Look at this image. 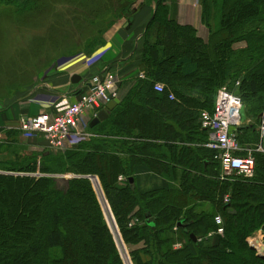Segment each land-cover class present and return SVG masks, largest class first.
Listing matches in <instances>:
<instances>
[{"label":"trees","instance_id":"obj_1","mask_svg":"<svg viewBox=\"0 0 264 264\" xmlns=\"http://www.w3.org/2000/svg\"><path fill=\"white\" fill-rule=\"evenodd\" d=\"M135 1L106 0L98 11L80 8L87 16L64 15L112 27L151 7L140 38L145 80L138 79L135 93L113 109L100 130L93 131L98 124L88 128L94 140L70 148L67 156L40 153L43 168L22 161L0 172V264H123L110 228L115 235L117 230L114 224L109 228L87 176L99 180L120 239L132 250V264H264L247 242L256 231L264 234V153L253 155L251 179L221 180L199 125L200 111H211L215 91L227 85L250 115L237 139L243 146L256 145L242 144L239 137L250 130L258 134L253 122L259 124L261 112L255 111L264 102V0H200L205 18L217 10L208 43L192 27L177 23L170 0ZM52 2L0 0V16L26 11L41 16ZM102 36V41L88 38L87 53L104 45ZM239 43L245 47L233 49ZM52 58L34 67L41 71ZM154 82L166 85L176 100H168L166 86L165 93L154 92ZM57 173L82 178L50 176ZM138 173L144 178L151 173L159 182L138 189L129 183ZM216 215L223 235L209 236L217 229ZM190 235L201 239L194 243ZM176 244L181 247L175 249Z\"/></svg>","mask_w":264,"mask_h":264},{"label":"rangeland","instance_id":"obj_2","mask_svg":"<svg viewBox=\"0 0 264 264\" xmlns=\"http://www.w3.org/2000/svg\"><path fill=\"white\" fill-rule=\"evenodd\" d=\"M103 1L106 2V0ZM103 1L53 0L52 4L47 6L49 9H46L47 12L45 14L42 10V17L37 16L34 12L28 13L27 11L23 13L20 12L19 14L13 13L8 19L0 16V110L11 111V121L14 122L3 125L4 127H16L17 120L21 115L30 116L22 112L21 101L26 97V93L29 92V90L33 88L37 90V87L35 88V86L40 84L41 81H45L46 78H49L54 70L56 58L60 56V58H62L64 55L71 57L70 55L78 52H81L80 54L87 53V49L85 48H87L88 38H96L97 41H102V32L106 34L111 28H113L114 25L112 27L108 26L107 23L102 25V22L104 21L100 23L97 19L88 23L85 18H82L81 21L79 18L74 19L75 21H73L69 19V17H66L68 18L67 20L64 17L66 13H74L79 11L80 8L88 11L91 6H93L96 11L101 10L100 8H102ZM133 1L135 0H129V3ZM135 2L137 5L139 0H136ZM136 5H134V7ZM1 13L2 12H0V14ZM79 13H83L84 16H87L83 11H79ZM102 38L105 40L104 36H102ZM61 45H63V48H58V46ZM51 58L53 60L52 63L41 71L34 67V64H36L38 60L46 61ZM21 70L23 71L19 72ZM83 94L84 92L80 94L81 96H79V98L82 97ZM30 97H33L31 100H34L36 97L35 101L40 103L49 102L52 105H59L64 101V97L61 96V94H56L51 91H45L43 94L35 97L32 94ZM30 97L28 99H30ZM259 103L260 106L257 104L253 105L255 107L257 105V110L255 111L257 115L264 107L263 101H260ZM253 123V127L258 125L256 120ZM239 140L242 144H257L259 143V136L258 134L251 135L250 130L241 135ZM83 144L84 143L82 142L78 143L80 146ZM45 152H50L54 156H59V154L61 156H67L70 154L69 149L59 152L49 151L44 147V141L41 135H24L14 129L9 132L7 131L5 137L0 140V172H10L8 169L4 170V168H7L8 166L16 168L22 161L28 163L31 162V166L35 165L38 169L40 167L43 168V162H41L39 156L40 153ZM35 157L37 160H35ZM13 175H31L39 177L40 173H13ZM50 176L64 180H67L69 176H73V178H82V176H76L69 173H57ZM221 176L222 174L220 171V177ZM234 177L236 176H229L227 178L234 179ZM97 181L99 183L98 179ZM207 209L210 210V207L208 206ZM108 212L109 215L106 217V221L109 226L114 224L115 229L117 230V235L113 234L116 238L121 260L123 264H132L129 257L132 250L126 247L121 241L114 218L110 211ZM257 232L259 231H256L253 235H257ZM120 242L122 243V248L118 246Z\"/></svg>","mask_w":264,"mask_h":264},{"label":"built area","instance_id":"obj_3","mask_svg":"<svg viewBox=\"0 0 264 264\" xmlns=\"http://www.w3.org/2000/svg\"><path fill=\"white\" fill-rule=\"evenodd\" d=\"M139 79L144 80L145 75L139 74ZM119 78L113 71H104L94 75L84 85L85 92L82 97L64 108L54 109L51 113L41 112L34 116L21 115L16 127L0 126V140L5 133L16 130L24 135H41L44 147L49 151H65L87 141L93 135L87 129L85 118L88 113L104 108L108 103L118 99ZM238 85V83H236ZM166 87L161 83H153V91L165 93ZM167 97L174 101L175 96L168 91ZM240 98L229 90L227 85L220 87L215 95L211 111L202 110L199 113V125L207 134L204 147L215 153L214 160L219 163L222 179L229 176L241 177L249 180L255 172V153H264V107L258 124L259 143L252 146H243L237 139V129L243 125L241 122ZM69 176L67 180L72 179ZM75 178V177H74ZM95 177H89L93 184ZM121 180V178H120ZM94 187V184H93ZM228 199L225 198L224 202ZM217 229L210 235H223L222 219L216 216ZM133 222L129 224L131 226ZM249 247L253 248L255 255L264 254V235L261 231L247 240ZM176 249L180 244L174 246Z\"/></svg>","mask_w":264,"mask_h":264},{"label":"crops","instance_id":"obj_4","mask_svg":"<svg viewBox=\"0 0 264 264\" xmlns=\"http://www.w3.org/2000/svg\"><path fill=\"white\" fill-rule=\"evenodd\" d=\"M168 6L171 7L174 18L180 26L192 27L196 31L197 36L205 43H208L211 34L210 32L215 27L217 10L213 9L211 17L209 18V15L207 14L208 16L206 15L205 18L202 12L200 0H170L168 2ZM151 11V7H144L135 17L134 23L129 30H126L127 21L125 19L119 20V22H117L118 24H114L113 28L104 34V45L99 47L93 53H84L76 57L64 55L62 56L63 59L60 57L56 58L52 74L49 78H46L45 81H41L40 84L35 86V88L37 87V90L33 93V96L35 97L43 94L45 91H51L56 94H61V96L64 97V101H62L59 105H52L49 102H37L35 101L36 97L34 100H31L33 97L28 99L29 97L27 98V94H30L34 89L33 88L26 93V97L21 101L22 112L24 114L26 113L27 115L34 116L38 114V111L39 113H51L54 109L64 108L67 105L74 103L79 99V96H81L80 94L85 92V89L82 88L81 93L78 95H72L75 86L70 83L71 76L80 75L83 79L89 80L94 75L103 73L106 70L113 71L119 78L120 83L117 99L119 103L129 98L135 93V83L139 79L138 75L141 73L144 74V72L139 68L143 47L142 39L140 38L147 26ZM244 47V43H239L233 46V49H243ZM132 52H134L133 55L127 59ZM218 89L215 91L214 95H216ZM168 91L173 93V91L169 89ZM105 109L106 106L102 109H97L95 112L87 114V117L85 118V121L87 122V129H90L89 124L96 117L97 113ZM112 111L110 113H113ZM110 113L106 119L112 115ZM11 117V111L0 110V126L14 123L11 121ZM104 121L99 122L100 124L98 123L95 128L96 130L94 129L93 131L100 130L106 123ZM245 123L246 121L243 124ZM89 132L93 135L92 131ZM6 134L7 132L5 135ZM92 140H94L93 137L88 139L87 142ZM170 159L172 160V157H170ZM138 174L135 176L134 180L135 187L138 189H151L154 182H159V179L151 173L147 174L148 177L145 178L141 176L143 174L140 173V177ZM151 175H153V177ZM123 180L122 176L118 177L119 182H122ZM93 184L95 193L101 204V209L103 210L106 219V215L108 214L105 213V208L108 210V206L106 205L101 187L99 186L96 178L93 180ZM209 236L213 235L209 234Z\"/></svg>","mask_w":264,"mask_h":264},{"label":"water","instance_id":"obj_5","mask_svg":"<svg viewBox=\"0 0 264 264\" xmlns=\"http://www.w3.org/2000/svg\"><path fill=\"white\" fill-rule=\"evenodd\" d=\"M133 13H137V9H134ZM154 16V15H153ZM152 16V18H153ZM133 22H134V19L133 18H130L127 20V27H126V30H129L132 25H133ZM138 41V39H137ZM134 52L131 53V55L127 58L129 59L132 55H133ZM126 59V60H127ZM125 62V61H123ZM70 83L71 85L75 86V89L74 91L72 92V95H78L81 93V90L83 88L84 85H88V80L87 79H83L80 75H72L71 76V79H70ZM36 90L33 89L31 91L30 94L27 95V98L30 97ZM119 104V101L118 100H114L110 103H108L106 105V109L103 110V111H100L99 113H97L96 117L93 119V121L89 124V127L92 128L93 126L97 125L99 122H102L104 121L109 113L115 109V107ZM250 117L249 113L247 112V110L244 108V106L241 107V122L244 123L248 118ZM258 118L260 119L261 118V114L258 116ZM88 180H89V177L87 176L86 177ZM129 183L130 185L134 186V180L132 178L129 179ZM178 228H181L182 230H185L186 229V225H183L181 223H179L177 225ZM110 228V226H109ZM111 230V233L113 234V231L112 229L110 228ZM114 236V234H113ZM190 240L194 243H196L198 240H200L201 238L200 237H196V236H193V235H190ZM114 239H115V242H116V238L114 236ZM117 244V243H116ZM251 250H253L252 247H250ZM259 258H264V254L262 255H258Z\"/></svg>","mask_w":264,"mask_h":264},{"label":"bare ground","instance_id":"obj_6","mask_svg":"<svg viewBox=\"0 0 264 264\" xmlns=\"http://www.w3.org/2000/svg\"><path fill=\"white\" fill-rule=\"evenodd\" d=\"M258 136H259V133H258ZM257 144H258V143H257ZM257 144H256V145H257Z\"/></svg>","mask_w":264,"mask_h":264}]
</instances>
